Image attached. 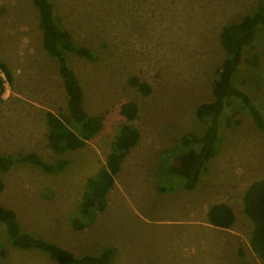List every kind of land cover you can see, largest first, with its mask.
Instances as JSON below:
<instances>
[{"label": "rangeland", "instance_id": "rangeland-1", "mask_svg": "<svg viewBox=\"0 0 264 264\" xmlns=\"http://www.w3.org/2000/svg\"><path fill=\"white\" fill-rule=\"evenodd\" d=\"M50 1L75 43L97 55L96 61L69 55L68 63L85 111L103 115L104 128L83 149L53 153L47 114L69 119L64 81L43 49L32 0H0V60L13 77L0 99V155L35 152L48 163L71 160L58 174L29 164L0 173V205L16 212L26 232L77 256L115 248L112 264H264L251 248L254 222L243 211L245 191L264 179V134L244 104L231 101L233 127L223 132L218 154L194 190L166 172L169 152L179 151L182 137L206 130L197 109L212 100L216 71L226 58L223 27L253 14L259 0ZM133 77L151 93L134 86ZM234 82L264 110V28L245 49ZM129 101L139 109L133 122L120 114ZM125 124L141 138L115 176L106 210L78 230L74 221L81 222L88 179L105 167ZM219 203L235 213L230 230L207 221ZM0 242V264H56L43 253L14 248L1 224Z\"/></svg>", "mask_w": 264, "mask_h": 264}, {"label": "trees", "instance_id": "trees-1", "mask_svg": "<svg viewBox=\"0 0 264 264\" xmlns=\"http://www.w3.org/2000/svg\"><path fill=\"white\" fill-rule=\"evenodd\" d=\"M39 11L40 29L42 30V46L46 54L58 65L64 81L68 98L69 119L47 114L49 126V145L56 155H64L89 146L104 128L103 115H89L84 107V93L80 81L68 63V56L74 55L88 61H96L97 55L91 49L75 43L71 33L66 30L57 17L56 9L50 0H32ZM260 28H264V0H259L256 11L242 21L228 23L220 34V42L226 58L216 71L212 89V100L198 106L197 118L206 123L202 136L185 135L179 142V151L169 152L166 172L179 176L184 181V188L192 191L201 181L208 163L219 151L223 140V132L233 127L231 101L244 104L256 127L264 134V110L258 106L248 93L235 86V77L244 61V52L252 47ZM0 99L5 92L6 82L13 81L9 67L0 60ZM131 83L145 95L151 93L149 85L140 83L133 77ZM120 114L127 122L137 120L139 109L135 102H125ZM236 125L239 121L236 120ZM141 138L140 131L129 124L123 125L112 144V151L106 165L99 173L88 179L84 200L79 212L81 222L74 221L75 227L87 228L103 213L108 205L107 197L115 185V176L121 171L123 161ZM15 164H29L40 168L47 174H58L70 164V159H61L54 163L44 161L35 152L19 156L0 155V173H7ZM4 183L0 179V192ZM244 213L254 222L251 248L264 263V179L253 182L245 191L243 198ZM208 223L222 230H230L236 222L231 206L225 203L213 205L208 213ZM0 224L5 228L8 241L17 249L43 253L56 264H112L116 249L106 247L99 255L77 256L69 250L38 238L26 232L12 209L0 205ZM2 242H0V250ZM241 264H248L242 261Z\"/></svg>", "mask_w": 264, "mask_h": 264}, {"label": "crops", "instance_id": "crops-1", "mask_svg": "<svg viewBox=\"0 0 264 264\" xmlns=\"http://www.w3.org/2000/svg\"><path fill=\"white\" fill-rule=\"evenodd\" d=\"M207 221H208V217H207ZM206 225H209V224H206ZM192 241H193V238L190 241V245L192 244ZM188 261L191 263L193 261V258L189 257Z\"/></svg>", "mask_w": 264, "mask_h": 264}, {"label": "built area", "instance_id": "built-area-1", "mask_svg": "<svg viewBox=\"0 0 264 264\" xmlns=\"http://www.w3.org/2000/svg\"><path fill=\"white\" fill-rule=\"evenodd\" d=\"M0 74L4 77L3 73L0 72Z\"/></svg>", "mask_w": 264, "mask_h": 264}]
</instances>
